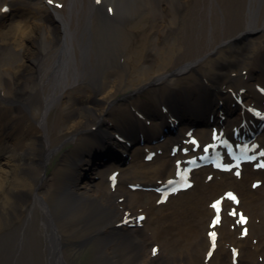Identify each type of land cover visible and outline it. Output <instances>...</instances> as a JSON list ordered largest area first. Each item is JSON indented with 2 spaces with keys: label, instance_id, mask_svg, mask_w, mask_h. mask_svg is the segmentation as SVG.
Instances as JSON below:
<instances>
[{
  "label": "bare ground",
  "instance_id": "1",
  "mask_svg": "<svg viewBox=\"0 0 264 264\" xmlns=\"http://www.w3.org/2000/svg\"><path fill=\"white\" fill-rule=\"evenodd\" d=\"M148 87L164 94L141 99ZM250 107L264 111V0H0V264H74L72 240L93 246L91 264H264L260 161L240 176L210 165L165 204L158 192L204 146L237 143ZM71 139L84 142L74 167L51 173ZM227 189L221 213L244 210L246 234L238 214L213 219Z\"/></svg>",
  "mask_w": 264,
  "mask_h": 264
},
{
  "label": "rangeland",
  "instance_id": "2",
  "mask_svg": "<svg viewBox=\"0 0 264 264\" xmlns=\"http://www.w3.org/2000/svg\"><path fill=\"white\" fill-rule=\"evenodd\" d=\"M151 5H152L151 2L147 3V5H145V6L141 5L139 10H138L137 18L140 17L141 15L144 16L143 12L145 10H147V8H149ZM195 11L197 14L200 15L198 10H195ZM159 15H161V13ZM205 19H207V21L211 22L212 24L214 23V21L211 19V17H208ZM219 19H222V17H219ZM192 21L190 22V25L192 24ZM186 23H187V20H186ZM141 24L142 25L147 24L145 18L141 19ZM188 36L193 37V39H194V37H196V34L190 33L189 28H187V31L185 30L183 32V38H185L187 40V44L189 45L190 43L188 42ZM215 36L219 37V33L218 32L215 33ZM133 64H136V63H133ZM153 93H155V95H163L164 89H160V87H158V88L157 87H148L145 89L144 92L140 93V97H141V99L142 98L145 99L146 97H149V96L152 97V96H154ZM155 103L158 104V99H155ZM58 109H59V106L55 107L52 111H50L49 116L53 117L54 114L58 111ZM199 121H197L195 123L196 124L199 123V126H200ZM83 147H84V142H82V141H75L74 139L67 141L64 145H62L59 148V150L57 152H55L51 156V159L49 160L48 165H47L48 171H51V173H52V171H54L55 168L69 169L71 166L74 167V163H75L76 159L79 157ZM94 157H96V156H94ZM114 157L117 158L116 160H118L119 164H125L126 163V161L124 160V157H120L118 155H115ZM83 168H84L83 174L84 175L86 174V176H87L89 174L87 171H90L91 168L88 166L83 167ZM204 171H205V169L203 170V172ZM90 173L93 174V172H90ZM250 181L248 183L249 187L253 186V184H251ZM253 188H256V187L253 186ZM258 188H259V186H258ZM193 192H194V189L191 190L190 193H193ZM143 193L145 194V196H148V197L152 196V191H146L145 190V191H143ZM161 205H163V204H161ZM260 213L262 216L264 215L263 209L260 210ZM209 220H210L209 216L207 218H205L204 223L200 224V228L202 229L205 226V223H207ZM254 221L259 222V219H255ZM227 224L229 225V222ZM79 228H81V227H79ZM262 229L264 230V228H262ZM192 241L193 240L188 242L186 240L185 241L186 243L184 246H188L186 248H189L190 246H192V243H193ZM92 252H93V246L91 244L80 243V242H77L75 240L67 242L66 255L69 258V260H71L72 262L74 261L73 262L74 264H91ZM259 258H262V256Z\"/></svg>",
  "mask_w": 264,
  "mask_h": 264
},
{
  "label": "snow or ice",
  "instance_id": "3",
  "mask_svg": "<svg viewBox=\"0 0 264 264\" xmlns=\"http://www.w3.org/2000/svg\"><path fill=\"white\" fill-rule=\"evenodd\" d=\"M49 2L51 3L52 2V0H49ZM6 10V9H5ZM229 195V197L231 198V199H235V197L234 196H232V194H228ZM213 207H218V205H213ZM141 219H142V217H141ZM241 220L243 221L244 220V218L243 217H241ZM213 235V237L215 236V234L213 233L212 234ZM154 253H155V250H154Z\"/></svg>",
  "mask_w": 264,
  "mask_h": 264
},
{
  "label": "water",
  "instance_id": "4",
  "mask_svg": "<svg viewBox=\"0 0 264 264\" xmlns=\"http://www.w3.org/2000/svg\"><path fill=\"white\" fill-rule=\"evenodd\" d=\"M94 156H96V154H94ZM97 158H100V154H98L94 159H97Z\"/></svg>",
  "mask_w": 264,
  "mask_h": 264
}]
</instances>
